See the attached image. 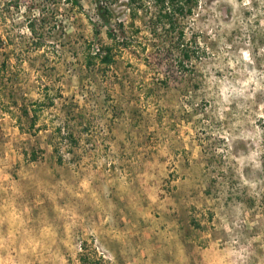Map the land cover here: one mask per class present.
<instances>
[{"label":"rangeland","instance_id":"rangeland-1","mask_svg":"<svg viewBox=\"0 0 264 264\" xmlns=\"http://www.w3.org/2000/svg\"><path fill=\"white\" fill-rule=\"evenodd\" d=\"M0 264H264V0H0Z\"/></svg>","mask_w":264,"mask_h":264},{"label":"trees","instance_id":"trees-1","mask_svg":"<svg viewBox=\"0 0 264 264\" xmlns=\"http://www.w3.org/2000/svg\"><path fill=\"white\" fill-rule=\"evenodd\" d=\"M133 0H129L131 2ZM153 5L157 8L158 14L161 18L166 19L169 26L172 29L176 27V20L177 17H185L192 15L194 8L198 4V0H151ZM76 4V0H74ZM98 16L100 17L101 21L107 24V19L105 18L106 14L111 13L110 9L105 7L101 8L98 6ZM105 14V15H104ZM110 35V34H109ZM180 36H182L180 32ZM111 37V36H110ZM101 61L104 64H109L111 62L110 56L106 55L101 58Z\"/></svg>","mask_w":264,"mask_h":264}]
</instances>
